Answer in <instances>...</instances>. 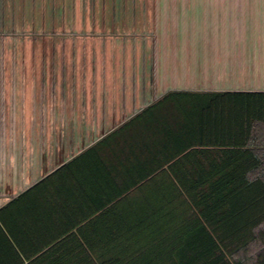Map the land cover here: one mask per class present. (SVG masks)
I'll return each mask as SVG.
<instances>
[{
  "label": "crops",
  "instance_id": "0c3cea01",
  "mask_svg": "<svg viewBox=\"0 0 264 264\" xmlns=\"http://www.w3.org/2000/svg\"><path fill=\"white\" fill-rule=\"evenodd\" d=\"M62 4L47 63L0 99V264L170 233L173 186L222 151L186 94L264 92V0Z\"/></svg>",
  "mask_w": 264,
  "mask_h": 264
},
{
  "label": "trees",
  "instance_id": "16d2710c",
  "mask_svg": "<svg viewBox=\"0 0 264 264\" xmlns=\"http://www.w3.org/2000/svg\"><path fill=\"white\" fill-rule=\"evenodd\" d=\"M186 95L196 146L222 151L210 154L209 168L182 173L192 182L173 186L180 225L138 249L129 239L54 248L30 264H264V92Z\"/></svg>",
  "mask_w": 264,
  "mask_h": 264
},
{
  "label": "rangeland",
  "instance_id": "374dc122",
  "mask_svg": "<svg viewBox=\"0 0 264 264\" xmlns=\"http://www.w3.org/2000/svg\"><path fill=\"white\" fill-rule=\"evenodd\" d=\"M62 1L0 0V99L12 95L10 82L29 80L27 70L31 66L47 63L45 50L55 44L53 39L56 42L60 39L49 36H57L62 32L58 24ZM90 1L94 3L95 0ZM14 67L24 72H13Z\"/></svg>",
  "mask_w": 264,
  "mask_h": 264
}]
</instances>
